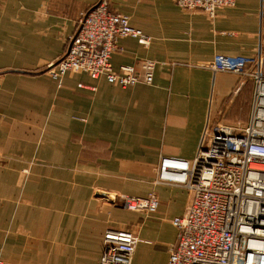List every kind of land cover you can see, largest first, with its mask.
Listing matches in <instances>:
<instances>
[{"label": "crops", "instance_id": "crops-1", "mask_svg": "<svg viewBox=\"0 0 264 264\" xmlns=\"http://www.w3.org/2000/svg\"><path fill=\"white\" fill-rule=\"evenodd\" d=\"M99 0H0V262L98 264L104 234L138 239L131 264H167L171 221L190 193L156 183L162 156L191 161L206 124L243 126L253 85L206 67L216 54L264 52V0H234L213 20L170 0H106L150 38L119 40L113 70L155 63L153 83L44 71L68 46L80 14ZM260 13L262 19H260ZM158 200L152 214L100 194Z\"/></svg>", "mask_w": 264, "mask_h": 264}, {"label": "built area", "instance_id": "built-area-1", "mask_svg": "<svg viewBox=\"0 0 264 264\" xmlns=\"http://www.w3.org/2000/svg\"><path fill=\"white\" fill-rule=\"evenodd\" d=\"M180 10L200 12L213 20L217 10L234 7V0H170ZM262 14L260 13V19ZM131 38L146 47L150 38L129 24L127 16L112 13L106 0L80 14L75 34L63 55L46 66L58 84L67 74L104 78L122 89L153 83L155 63L112 70L119 40ZM228 73L253 85L249 120L243 126L206 124L191 161L162 156L157 184L181 187L191 195L185 213L171 223L176 241L168 247L167 264H264V52L261 42L253 57L216 54L206 67ZM114 205L152 214L158 200L113 196ZM117 203V204H116ZM137 237L108 230L98 264H131Z\"/></svg>", "mask_w": 264, "mask_h": 264}, {"label": "rangeland", "instance_id": "rangeland-1", "mask_svg": "<svg viewBox=\"0 0 264 264\" xmlns=\"http://www.w3.org/2000/svg\"><path fill=\"white\" fill-rule=\"evenodd\" d=\"M98 2H99V1H98ZM98 2H97V3H98ZM97 3H96V4H97ZM96 4H95V5H96ZM95 5H94V6H95ZM94 6H93V7H94ZM93 7H92V8H93ZM90 9H91V8H90ZM90 9H89V10H90ZM78 19H79V18H78ZM77 22H78V20H77ZM77 22H76L75 30H76V28H77ZM73 34H75V31H74ZM73 34H72V36H73ZM132 66H133V65H132ZM134 66H135V65H134ZM136 67H137V66H136ZM46 68H47V67H46ZM112 70H113V68H112ZM44 74L47 75L46 69H45V71H44ZM80 74H83V73H80ZM67 75H68V74H67ZM47 76H48V75H47ZM48 77H49V76H48ZM49 78H50V77H49ZM50 79H51V78H50ZM51 80H52V79H51ZM52 81H53V80H52ZM54 82H55V81H54ZM56 83H57V82H56ZM57 84H58V83H57ZM58 85H60V84H58ZM157 173H158V169H157ZM156 177H157V176H156ZM108 196L111 197V198L113 197L112 195H108ZM109 197H108V198H104V197H103V194H100V195L98 196V198L101 199V200H103V201H105L106 204L111 205V206H114V204H113L114 199L112 198V199L109 200ZM116 204H117V203H116ZM0 264H2V263L0 262Z\"/></svg>", "mask_w": 264, "mask_h": 264}, {"label": "water", "instance_id": "water-1", "mask_svg": "<svg viewBox=\"0 0 264 264\" xmlns=\"http://www.w3.org/2000/svg\"><path fill=\"white\" fill-rule=\"evenodd\" d=\"M103 197H104V198H108L109 196H108V195H104V194H103ZM112 198H113V197H112ZM112 198H111V197H109V200H110V199H112Z\"/></svg>", "mask_w": 264, "mask_h": 264}]
</instances>
